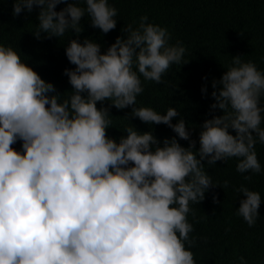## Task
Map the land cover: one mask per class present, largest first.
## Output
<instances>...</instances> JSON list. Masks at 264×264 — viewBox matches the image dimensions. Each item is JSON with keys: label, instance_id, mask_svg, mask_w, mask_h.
Wrapping results in <instances>:
<instances>
[{"label": "clouds", "instance_id": "obj_1", "mask_svg": "<svg viewBox=\"0 0 264 264\" xmlns=\"http://www.w3.org/2000/svg\"><path fill=\"white\" fill-rule=\"evenodd\" d=\"M34 7L37 39L79 37L82 17L104 34L118 20L109 0H14L12 14ZM121 32L104 51L89 37L69 40L65 55L75 67L64 69L71 85L64 92L0 44V264H196L191 205L220 185L202 162L236 158L249 182L264 174L256 151L264 145V71L232 56L211 81L210 111L222 114L204 119L196 148L176 107L161 113L137 106L144 81L161 83L172 65L187 62L185 47L170 44L168 29L147 15ZM129 106L125 116L149 130L131 124L126 135L109 136L110 109ZM159 124L176 135L161 142L151 128ZM233 190L244 197L235 214L254 226L261 194L245 184ZM232 264L248 261L240 256Z\"/></svg>", "mask_w": 264, "mask_h": 264}, {"label": "trees", "instance_id": "obj_2", "mask_svg": "<svg viewBox=\"0 0 264 264\" xmlns=\"http://www.w3.org/2000/svg\"><path fill=\"white\" fill-rule=\"evenodd\" d=\"M70 2V0H69ZM118 9L116 28L107 34L90 25L82 17L83 31L77 37L68 33L60 41L56 37L43 36L37 39L32 31L38 23V8L32 12L22 11L13 16L14 0H0V44L12 46L21 59L31 65L41 77L52 82L57 91L71 89L65 68H74L66 55L65 47L70 39L85 37L94 39L104 51L117 36L122 27L139 17L147 15L149 22L166 27L170 33V44L180 42L186 49V63L172 65L163 76V82L144 81V91L137 97V106H148L163 113L168 107H176L180 117L186 121L191 139L199 148L200 125L222 110L210 111L213 78L219 79L230 65L232 56L241 55L244 61H252L264 71V0H109ZM65 4L57 5V10ZM207 78L206 80L204 78ZM207 85V93L201 88ZM264 102V101H262ZM107 101L105 105H107ZM97 107H100L98 102ZM113 126L107 129L111 137L119 138L124 127L134 125L140 131L149 130V125L138 118L125 116L131 107L110 109ZM174 118L173 123L178 119ZM153 134L163 141L176 134L164 124L152 125ZM234 134V133H233ZM126 135V134H125ZM179 140V138H177ZM187 147L189 141L179 140ZM13 147L21 149L18 141ZM257 156L264 167V145H256ZM205 163L206 171L214 182L220 185L209 189L205 199L192 204L195 215L189 214L193 224L190 236L196 243L191 248L196 264H232L243 256L248 264L264 262V174H256L252 181H245L244 175L236 171V158L215 165ZM229 186L223 188V182ZM247 185L261 194L260 216L254 226L249 227L242 217L235 214L242 194L237 196L234 186ZM218 202H214L213 197Z\"/></svg>", "mask_w": 264, "mask_h": 264}]
</instances>
